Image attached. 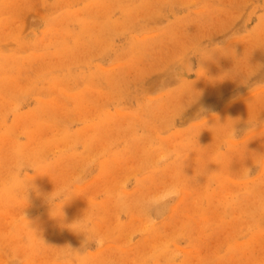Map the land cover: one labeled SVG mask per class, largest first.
<instances>
[{
	"label": "rangeland",
	"instance_id": "374dc122",
	"mask_svg": "<svg viewBox=\"0 0 264 264\" xmlns=\"http://www.w3.org/2000/svg\"><path fill=\"white\" fill-rule=\"evenodd\" d=\"M0 264H264V0H0Z\"/></svg>",
	"mask_w": 264,
	"mask_h": 264
},
{
	"label": "clouds",
	"instance_id": "9594fccd",
	"mask_svg": "<svg viewBox=\"0 0 264 264\" xmlns=\"http://www.w3.org/2000/svg\"><path fill=\"white\" fill-rule=\"evenodd\" d=\"M249 127H255V125L252 124V125H249ZM228 135L233 139H237L236 130L234 129V125L231 127V129L228 130ZM244 172L246 175H249V171L247 169H245ZM180 194H181L180 187L178 185L172 184V185L165 187L160 192L148 197L144 204V210L146 211L148 218L155 219V216L152 215L155 209L158 208L160 205L165 204L177 198ZM66 195H67V191L65 189H56L54 192L49 194L47 197V200H48V203L51 205V208L56 202H58L61 199H64ZM127 199H128L127 193L121 191L119 195V199L117 201L118 206L121 202ZM78 222H75V223H78ZM72 230L85 233L84 231L77 230V229H72ZM93 241L95 242L96 246H100L103 243L102 240H93Z\"/></svg>",
	"mask_w": 264,
	"mask_h": 264
}]
</instances>
